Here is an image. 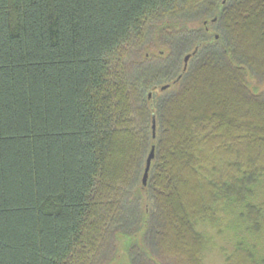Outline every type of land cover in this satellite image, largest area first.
<instances>
[{
	"label": "trees",
	"instance_id": "16d2710c",
	"mask_svg": "<svg viewBox=\"0 0 264 264\" xmlns=\"http://www.w3.org/2000/svg\"><path fill=\"white\" fill-rule=\"evenodd\" d=\"M255 82L264 0H0V264H264Z\"/></svg>",
	"mask_w": 264,
	"mask_h": 264
},
{
	"label": "rangeland",
	"instance_id": "374dc122",
	"mask_svg": "<svg viewBox=\"0 0 264 264\" xmlns=\"http://www.w3.org/2000/svg\"><path fill=\"white\" fill-rule=\"evenodd\" d=\"M218 38V35L216 36ZM189 62V61H188ZM193 63L189 62L188 63V68L192 67ZM195 67V66H194ZM256 86V91L258 92H263L264 93V84L259 82H255L254 84ZM180 88V85L177 86L176 88H173L172 90L170 89L169 91H167V96H171V94L173 92H177V90ZM175 94V93H174ZM230 237H226V238H221V237H215L213 238V244H212V250H210L205 258L206 264H227V262L224 259V255L222 253V250L225 248L227 250L228 253L232 252V246L229 243ZM136 251H140L139 248H137ZM124 254H125V250L123 247H121V244H117V248H116V252L113 255V260L111 263L109 264H125V260H124ZM156 260L160 263V264H173L170 261H164L162 260L160 257L155 256ZM106 258H104L105 260Z\"/></svg>",
	"mask_w": 264,
	"mask_h": 264
},
{
	"label": "water",
	"instance_id": "95a60500",
	"mask_svg": "<svg viewBox=\"0 0 264 264\" xmlns=\"http://www.w3.org/2000/svg\"><path fill=\"white\" fill-rule=\"evenodd\" d=\"M216 21V19H215ZM191 55H187L185 58V62L188 63V60L190 59ZM168 88V86H164L162 87V90H166ZM151 97V95H150ZM156 127H157V122H156V117L155 115L153 116V123H152V130H153V136H156ZM155 157V147H152L151 152L149 154V157L147 159V165H146V169L144 172V176H143V185L146 186L148 183V178H149V171L151 168V164H152V160Z\"/></svg>",
	"mask_w": 264,
	"mask_h": 264
},
{
	"label": "bare ground",
	"instance_id": "6f19581e",
	"mask_svg": "<svg viewBox=\"0 0 264 264\" xmlns=\"http://www.w3.org/2000/svg\"><path fill=\"white\" fill-rule=\"evenodd\" d=\"M221 7H223V6H221ZM219 10H221V9H219ZM202 26V25H201ZM205 27V26H204ZM206 28V27H205ZM204 45V44H203Z\"/></svg>",
	"mask_w": 264,
	"mask_h": 264
}]
</instances>
